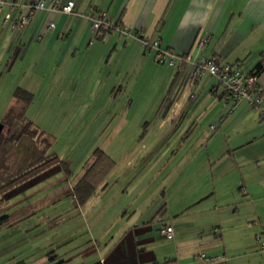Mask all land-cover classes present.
<instances>
[{"label": "crops", "instance_id": "0c3cea01", "mask_svg": "<svg viewBox=\"0 0 264 264\" xmlns=\"http://www.w3.org/2000/svg\"><path fill=\"white\" fill-rule=\"evenodd\" d=\"M37 1L17 0L0 11V83L9 87L6 101L22 87L34 94L29 110L40 109L39 100H45L46 115L75 117L78 126L87 115L109 112L116 118L117 150L108 155L116 166L94 196H106L111 186L115 190L126 172L134 178L126 188L118 187L124 211L118 235L107 244L97 240V249L87 248L85 264H215L202 255L224 258L221 264H264V121L248 102L225 117L217 79L194 77L191 66L205 58L240 63L251 72L264 62V0H61L74 2L79 15L51 13V1L42 0L46 10L35 11L30 25L18 29V19ZM93 9L160 39L163 49L189 61L185 70L159 64L155 53L132 37L94 36L91 21L82 17ZM259 84L264 89V71ZM10 107L2 108L3 118ZM143 126L145 132L173 128L178 147L167 163L166 152L159 151L135 174L149 154L117 155L138 142ZM150 171L157 172L158 187L146 183ZM166 181L168 188H161ZM165 227L173 228L172 238L161 234Z\"/></svg>", "mask_w": 264, "mask_h": 264}, {"label": "rangeland", "instance_id": "374dc122", "mask_svg": "<svg viewBox=\"0 0 264 264\" xmlns=\"http://www.w3.org/2000/svg\"><path fill=\"white\" fill-rule=\"evenodd\" d=\"M7 88L8 85L0 83V112L5 104L7 108L14 104V100H10L9 103L6 101L9 90ZM38 105L41 108L38 106V109L31 108L27 113V119L48 136L50 151L54 153L56 151L59 157L65 160L72 175L67 176L65 172L56 174L33 187L29 182L23 187L25 192L9 200L13 195L10 193L6 196L7 201L4 204L0 203V216H8L0 230V264H50L52 258L57 259L56 262L64 260L63 264H85L89 257H85L84 260L83 253L87 248L97 249V240L107 244L111 237L118 235L117 231L123 223L120 218L124 212L120 209L123 202H120L118 197L121 188H126L134 178L127 177L128 172L125 171L123 180L114 188L115 190H112L111 186L109 191L104 193H108L106 196L102 194L94 196L84 207H77L71 192V182L76 184V179L82 175L84 162L94 151L100 149L108 154L112 150H117L113 147L116 133L112 124L116 118L110 116L109 112L87 115L84 125L78 126L72 119L75 117L56 112L46 115L44 112L47 101L39 100ZM2 116L0 113V120ZM145 131L146 128L143 126L137 136L138 142L132 143L129 149L125 148L122 151L118 149L119 153L117 152L120 158H129L132 151L138 153L134 158L142 155L139 153H143V158L149 154L148 159H144L133 169L135 174L141 170L145 162L148 164L155 155H158L159 151L166 152L167 163L178 147L177 135H174L173 128L170 131H162L159 128ZM131 140L133 134L129 142ZM133 144L138 147L133 148ZM184 155L183 151L179 153V157ZM33 157L34 154L31 158ZM175 164L176 159L167 164V169ZM124 165L120 163L118 168L121 175ZM54 171L43 177L51 176ZM148 175L146 183L150 188L161 184L157 183L156 171H150ZM169 182L166 181L161 188H168ZM150 212H153V209ZM131 213L132 211L129 215ZM96 255L90 256V259L94 260ZM207 259L212 260L209 257Z\"/></svg>", "mask_w": 264, "mask_h": 264}, {"label": "trees", "instance_id": "16d2710c", "mask_svg": "<svg viewBox=\"0 0 264 264\" xmlns=\"http://www.w3.org/2000/svg\"><path fill=\"white\" fill-rule=\"evenodd\" d=\"M92 11L97 10L93 9ZM99 32V35L107 34L104 30ZM263 71L264 62L261 61L253 71L247 73L259 78ZM33 102L34 94L32 92L22 87L17 88L14 92V104L0 120L4 125V130L0 133V203L2 204L7 201L8 194L13 193L9 200L17 197L25 192L23 191L25 185L29 182H31V187L39 184L45 180L46 177L43 176L49 174L50 171L55 170V173L60 170L71 174L65 161L50 151L51 144L48 136L27 119L28 110ZM115 166V161L103 150L98 149L93 152L83 167V176L71 191L77 207L82 208L94 197ZM7 218L8 216H0V230ZM163 230L161 231L162 235H164ZM56 260L50 259V264L65 262L64 260L56 262ZM204 261L215 264L227 262L226 260Z\"/></svg>", "mask_w": 264, "mask_h": 264}, {"label": "built area", "instance_id": "2783aa9c", "mask_svg": "<svg viewBox=\"0 0 264 264\" xmlns=\"http://www.w3.org/2000/svg\"><path fill=\"white\" fill-rule=\"evenodd\" d=\"M17 0H0V11L6 6L16 5ZM51 13H62L66 15H79L76 12L74 2L63 4L61 0H50ZM46 10L44 1L39 0L33 5L28 7L27 14L19 18L16 22L18 29L24 30L30 25L35 11ZM92 23L93 35H99L100 30L106 33L117 32L127 37H132L139 40L146 51L155 53V59L159 64H168L176 68L179 72H183L186 68L187 59L177 54L174 51L163 49L160 39H152L150 35L143 32H134L131 29L115 23L105 11H91L87 15H83ZM55 25L51 24V28ZM192 71L194 77H202L209 74L216 78L218 85L222 88L221 96L223 98L224 107L226 109L225 117L230 116L243 102H248L250 105L259 112L262 121H264V89L259 84V78L249 75L242 64H221L214 59H202L199 62H192ZM163 234L172 238L174 230L172 227H167L163 230ZM261 249L264 251V241L261 242ZM201 259L206 261L220 262L224 258H217L208 260L205 255Z\"/></svg>", "mask_w": 264, "mask_h": 264}, {"label": "water", "instance_id": "95a60500", "mask_svg": "<svg viewBox=\"0 0 264 264\" xmlns=\"http://www.w3.org/2000/svg\"><path fill=\"white\" fill-rule=\"evenodd\" d=\"M4 130V125L0 122V133Z\"/></svg>", "mask_w": 264, "mask_h": 264}]
</instances>
